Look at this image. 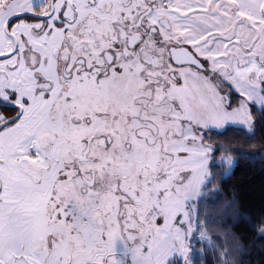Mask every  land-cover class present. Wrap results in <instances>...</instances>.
I'll list each match as a JSON object with an SVG mask.
<instances>
[{
    "label": "snow or ice",
    "instance_id": "snow-or-ice-1",
    "mask_svg": "<svg viewBox=\"0 0 264 264\" xmlns=\"http://www.w3.org/2000/svg\"><path fill=\"white\" fill-rule=\"evenodd\" d=\"M257 126L264 0H0V264H195L213 169L264 159L228 133Z\"/></svg>",
    "mask_w": 264,
    "mask_h": 264
},
{
    "label": "trees",
    "instance_id": "trees-1",
    "mask_svg": "<svg viewBox=\"0 0 264 264\" xmlns=\"http://www.w3.org/2000/svg\"><path fill=\"white\" fill-rule=\"evenodd\" d=\"M236 135H239V140L234 142L235 146H243L246 150L259 148L260 144L255 141L264 137V129L257 126V134L251 139L243 133H228L230 139ZM213 141L225 144L224 140L215 137ZM261 143H264V140H261ZM221 171L223 169H213L215 178L209 186L213 189L207 193V203L200 206L202 218L206 211L208 213V235L213 239L220 234L223 226L231 234L245 237L243 243L246 248L251 249L253 264H257L264 259V251L261 250L264 239L256 235L259 228L264 226V159L239 158L237 166L227 176L222 177ZM229 203L239 207V215H232L229 209L222 217L219 216Z\"/></svg>",
    "mask_w": 264,
    "mask_h": 264
},
{
    "label": "rangeland",
    "instance_id": "rangeland-1",
    "mask_svg": "<svg viewBox=\"0 0 264 264\" xmlns=\"http://www.w3.org/2000/svg\"><path fill=\"white\" fill-rule=\"evenodd\" d=\"M231 171H229L228 173H230ZM212 189L213 188H209L205 192V198L207 196V193L211 191ZM214 243H215V240L210 238L209 235L207 238L202 239L200 237L199 231L195 233V239H193L192 245L195 248L196 253L199 254L198 257L195 259V264H202V262H204L203 264H216V257L213 255V249H212V246Z\"/></svg>",
    "mask_w": 264,
    "mask_h": 264
}]
</instances>
